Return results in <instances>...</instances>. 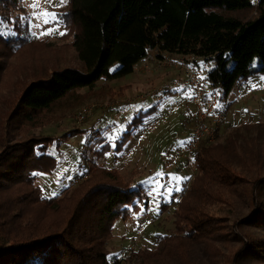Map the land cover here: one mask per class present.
<instances>
[{"label":"trees","instance_id":"1","mask_svg":"<svg viewBox=\"0 0 264 264\" xmlns=\"http://www.w3.org/2000/svg\"><path fill=\"white\" fill-rule=\"evenodd\" d=\"M68 3L63 19L69 28L74 24L71 45L80 67L32 79L10 116L0 121V264H118L109 247L116 221H127L142 205L153 206L149 184H141L149 177L121 181L120 160L115 166L96 161L78 186L44 196L39 174H54L58 166L50 147L62 157V144L79 134L45 133L51 123L38 124L43 113L84 88L89 93L101 79L134 72L155 50L209 63L206 77L210 85L222 87V98L238 80L264 72V0L257 1L254 20L225 13L254 7L250 0ZM16 8L20 0L0 1V19L10 21ZM5 41L16 51L23 47L15 36L0 38V45ZM133 123L114 143L102 144V158L112 160L108 153L121 158ZM222 125L217 136L228 127ZM254 126L263 127L264 121ZM234 137L200 143L194 153L196 177L175 199V231L159 234L154 248L132 251L134 264H264V134L257 141Z\"/></svg>","mask_w":264,"mask_h":264},{"label":"rangeland","instance_id":"2","mask_svg":"<svg viewBox=\"0 0 264 264\" xmlns=\"http://www.w3.org/2000/svg\"><path fill=\"white\" fill-rule=\"evenodd\" d=\"M250 1L254 7L225 13L242 20H254L257 16L258 0ZM31 2L32 0H20L21 8L11 9L10 21L15 23L20 17L29 16L33 11L29 7ZM53 2L58 4L59 0ZM41 7L49 8V5L41 0ZM68 9L69 3L54 10L61 13L63 18ZM67 24L68 22L63 19L62 24L49 26L59 27L61 31H66V35L53 34L37 39L29 33L26 22L23 25L16 23L13 30L17 32L15 37L21 42L19 46H23L22 51H16L17 48L7 41L0 45L2 79L0 113L4 115V117L0 115V121H5L10 116L20 95L32 79L63 67H80L71 45L74 24L73 28H69ZM9 27L11 28L12 24H9ZM33 30L39 33L43 28ZM24 44L28 46L25 48ZM153 55L148 61L139 62L134 72L112 81L101 79L96 88L89 93L84 88L79 94L55 105L46 112L48 116L43 113L42 118L38 120V124L45 121L51 123L42 129L45 133L79 134L76 139H69L62 144L60 148L62 157L55 146L50 147L51 153L58 158L56 173H42L37 182L46 197L54 196L53 193L57 195L64 188H74L85 181L96 161L115 166L120 160L122 176L125 177L121 181L153 177L157 171L163 170L166 175L161 183L174 188L175 182L169 183L167 174L188 178L181 181L179 185L181 191H173L171 196L165 188L159 190L160 195L153 193L149 196L150 201H159L158 212L155 210L156 205L151 203L153 206L146 209L152 210L143 213L132 212L131 218L127 221L121 219L116 221L114 226L116 235L109 242V247L114 256L113 260L115 259L118 264H134L130 259L132 251L140 247L154 248L159 234H170L175 231L174 204L197 174L195 160H192L190 165L185 159V146L193 132L197 114L194 97L188 99L185 95L190 87L186 82L187 75L180 67L160 64V57L155 53ZM204 65L203 76L206 77L205 70L210 64L204 62ZM260 75H264V72L238 80L231 93L225 97L224 103L223 95H220L219 104L223 103L220 109L227 111L223 124L228 127L211 143H224V137L227 135L235 140L237 138L234 136L237 135L240 138L239 142L248 136L255 141L256 137L264 134V126H254L256 122L264 121V81H259ZM248 79L261 86L251 89L247 83ZM181 86L184 87V91H178ZM81 110L85 111L84 119L79 118ZM132 120H134L132 138L125 146L121 158L116 159L112 153H108V156L115 162L110 163L111 159L102 158L99 152L102 144L105 141L114 143L124 131H128L127 125ZM244 123L252 127L246 128L243 126ZM42 130L36 132L40 133ZM180 141H185L184 146L178 143ZM80 159L79 164L77 162ZM84 178L86 179L83 180ZM151 187L153 185H147V191Z\"/></svg>","mask_w":264,"mask_h":264},{"label":"built area","instance_id":"3","mask_svg":"<svg viewBox=\"0 0 264 264\" xmlns=\"http://www.w3.org/2000/svg\"><path fill=\"white\" fill-rule=\"evenodd\" d=\"M153 57L150 55L149 58ZM148 61V58L145 59ZM160 64L167 66H177L182 68L186 75V82L194 90L195 95L193 101L197 109L196 122L193 132L185 146V159L191 162L194 160V153L204 140L214 141L217 137V129L222 123L225 116V110L218 108L220 95L223 94L221 86L210 85L209 80H200L203 76L200 66H198V57L186 55L179 57H169L168 54L160 55ZM191 66V67H189ZM217 92L220 94L217 95ZM211 94V95H209ZM207 109V111H205ZM219 109V111L217 110ZM85 111H80L79 118H85Z\"/></svg>","mask_w":264,"mask_h":264},{"label":"snow or ice","instance_id":"4","mask_svg":"<svg viewBox=\"0 0 264 264\" xmlns=\"http://www.w3.org/2000/svg\"><path fill=\"white\" fill-rule=\"evenodd\" d=\"M69 0H59V3H54L53 0H44V3L49 5V8H42L41 7V0H32L29 7L33 10L29 16H23L20 17L18 21L15 23L11 21H4L0 19V38H4L5 40L9 36H15L17 35V32L13 30L15 27V24L18 23L20 25H23L25 22L28 25L29 33L34 38H41L43 36H50L53 34H58L60 36L66 35V31H61L59 27H49L50 25H60L63 23L62 14L57 12L54 9L61 8L65 6ZM52 9V10H50ZM9 24H12V27H9ZM43 28L42 31L37 33L33 29ZM191 67V66H189ZM253 67H255V64H253ZM200 69L203 71L205 69L204 62H200ZM200 80H207V77L200 76ZM259 81H264V75L259 76ZM248 85H250L251 89H256L257 87H260L261 85L259 83H253L251 79H248L247 81ZM178 91H184V87L181 86ZM220 93L217 92V95ZM185 95L188 99H192L195 95V92L191 87L185 92ZM211 95V94H209ZM218 108L222 107L221 104L217 103L216 105ZM207 111V109H205ZM247 111V110H245ZM115 139V137H113ZM181 146H184L185 141L178 142ZM114 146V145H113ZM162 155H167L166 153H162ZM33 175H38L37 173H33ZM39 175H43L42 173ZM165 172L163 170L157 171L153 177H149L146 181H141V184H149L153 185V187L150 188L148 191V195L152 196L153 193H156L157 195H160V189L165 188L169 196H171V193L173 191L179 192L181 191L180 183L182 180L188 179L186 177H180L174 174H167V178L169 183L175 182V187H168L167 185L161 183V180L165 177ZM135 187V186H134ZM53 195H56V193H53ZM151 203L156 205L155 210L158 212L159 210V201L153 200L150 201ZM150 211L152 209H146L143 205L140 208V212L143 213L144 211Z\"/></svg>","mask_w":264,"mask_h":264},{"label":"crops","instance_id":"5","mask_svg":"<svg viewBox=\"0 0 264 264\" xmlns=\"http://www.w3.org/2000/svg\"><path fill=\"white\" fill-rule=\"evenodd\" d=\"M154 53H155V54H157V52H156V51H152V53H151V54L153 55ZM158 53H159V54H157V55L159 56V55H160V53H161V51H159ZM153 56H154V55H153ZM208 65H209V63H208ZM206 66H207V65H206ZM224 102H225V98H223V103H224ZM223 103H222V105H223ZM226 112H227V111H226Z\"/></svg>","mask_w":264,"mask_h":264}]
</instances>
